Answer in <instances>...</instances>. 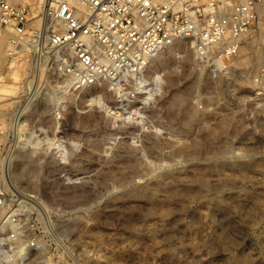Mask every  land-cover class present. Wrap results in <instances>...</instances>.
<instances>
[{
	"label": "rangeland",
	"instance_id": "obj_1",
	"mask_svg": "<svg viewBox=\"0 0 264 264\" xmlns=\"http://www.w3.org/2000/svg\"><path fill=\"white\" fill-rule=\"evenodd\" d=\"M174 47L148 65L144 87L160 77L151 99L140 88L120 105L96 86L49 91L30 111L0 172L46 208L26 264H264V100L251 94L260 45L247 66L235 57L217 78L198 70L169 83L159 58L176 63ZM31 148L42 162L29 166Z\"/></svg>",
	"mask_w": 264,
	"mask_h": 264
},
{
	"label": "built area",
	"instance_id": "obj_2",
	"mask_svg": "<svg viewBox=\"0 0 264 264\" xmlns=\"http://www.w3.org/2000/svg\"><path fill=\"white\" fill-rule=\"evenodd\" d=\"M262 26L264 0H0V80L17 74L21 89L0 111V172L17 149L13 137L28 134L25 121L41 95L98 86L120 105L131 102L146 84L150 59L177 39L191 40L197 69L217 78L257 32L251 94L264 100ZM61 104H54L55 119ZM44 216L37 196L10 190L0 178V264L29 261Z\"/></svg>",
	"mask_w": 264,
	"mask_h": 264
},
{
	"label": "bare ground",
	"instance_id": "obj_3",
	"mask_svg": "<svg viewBox=\"0 0 264 264\" xmlns=\"http://www.w3.org/2000/svg\"><path fill=\"white\" fill-rule=\"evenodd\" d=\"M37 1V4L41 3L42 0H36ZM264 29V26H262V30ZM174 43H179V44H174ZM191 44V43H190ZM174 45L176 47H174ZM192 45V44H191ZM259 39L256 37V35L254 34H247V36L245 37V40L244 42L242 43V45L240 46L239 48V51L237 53V56H236V59H235V62L233 61V65L234 63L235 64H244V66L248 65L250 62H251V55L256 51L259 50ZM171 46H173L175 49L172 51L171 53V58L175 59L174 61H176V58H177V64L178 63H181V64H176V63H172L170 64L169 63V59H163V58H159V63L161 65H167V69H168V72H167V80L169 83H172L173 81V75L174 74H181V75H189L190 74L192 75V73L194 71H198V69H195V54H194V51L192 49V46H187L186 44H180V40L177 39L176 41H174L171 45H169L168 47L171 48ZM258 46V47H257ZM254 51V52H253ZM253 52V53H252ZM238 54H240V56H238ZM160 55V52H158L157 54H155V56L153 58L150 59L149 63L151 61H153L154 59H157L158 56ZM256 55V54H255ZM256 60V59H255ZM258 60V59H257ZM173 61V62H174ZM257 62V61H256ZM236 65V66H238ZM258 65V63H257ZM256 65V66H257ZM240 66V65H239ZM243 66V65H242ZM240 66V67H242ZM255 67H253L254 69ZM199 74H202L201 70L200 72L198 71L197 72ZM187 77V76H186ZM200 77V75H199ZM185 79V78H184ZM154 86L155 87H151V88H146L143 86L145 93H147L146 97H144V100H147V99H151V97L155 94L154 92H156L155 90L158 89V86H159V81H160V77H155L154 79ZM201 80V78H200ZM199 80V81H200ZM9 81V82H8ZM19 81V76L17 74H9L8 76V79L7 80H0V99L3 97V96H7V95H12L16 92L17 90V83ZM187 83V82H186ZM199 83V82H198ZM201 84H205V82H202ZM215 84V83H214ZM188 85V84H187ZM192 87V86H191ZM207 87V86H205ZM142 88V89H143ZM146 89V90H145ZM45 96V95H44ZM176 97V96H175ZM40 99H44L43 95L40 96ZM39 99V100H40ZM180 99V97L178 98ZM41 100V101H42ZM93 101V100H92ZM178 101V100H177ZM94 103V102H93ZM96 104L100 105V107H103L110 115H113V114H116V111H112L108 106L105 105L103 99H102V96H97L96 97ZM145 103V101H144ZM148 103V102H147ZM179 107V106H178ZM264 113V112H263ZM188 115L189 117H191V113H189L188 111ZM197 115V114H196ZM195 115V116H196ZM188 128V127H187ZM49 140H47V143H48ZM53 142V140H52ZM57 142V141H56ZM31 143H32V140H31ZM34 143H39L38 142V139H36V141ZM58 143V142H57ZM55 143V144H57ZM54 145V144H53ZM58 146H60V150L61 148H63V146L61 147V145L59 144ZM59 150V148H57ZM38 148H31L27 151H25V157L28 158V161H29V166H32L34 163H41L42 162V159L40 158H33L35 156L33 155H36L38 154ZM11 154V153H10ZM103 154V153H102ZM104 157V155H103ZM62 158H64L62 156ZM101 158V157H100ZM8 160V159H7ZM6 160V162H8ZM8 165V164H7ZM27 175H28V178H30L32 176V171L31 170H28L27 171ZM7 176V174H6ZM9 177V176H7ZM22 250V249H21ZM20 250V251H21ZM10 264H18L17 261L15 262H12Z\"/></svg>",
	"mask_w": 264,
	"mask_h": 264
}]
</instances>
